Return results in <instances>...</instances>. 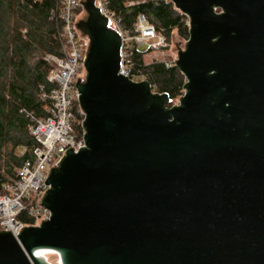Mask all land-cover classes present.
<instances>
[{
	"label": "water",
	"instance_id": "obj_1",
	"mask_svg": "<svg viewBox=\"0 0 264 264\" xmlns=\"http://www.w3.org/2000/svg\"><path fill=\"white\" fill-rule=\"evenodd\" d=\"M80 1L87 146L52 168L51 218L19 241L0 230V264H51L43 249L62 264H264V0H173L191 28L173 32L189 80L171 105L120 71L121 36Z\"/></svg>",
	"mask_w": 264,
	"mask_h": 264
},
{
	"label": "trees",
	"instance_id": "obj_2",
	"mask_svg": "<svg viewBox=\"0 0 264 264\" xmlns=\"http://www.w3.org/2000/svg\"><path fill=\"white\" fill-rule=\"evenodd\" d=\"M124 1L114 0V6ZM62 9L63 0H0V189L13 183L17 169L33 156L37 140L29 128L32 115L46 118L51 112V99L42 95L54 86L49 76L56 64L47 55L65 56ZM140 11L169 38L174 29L189 37L188 15L173 3L149 0L133 7L126 13L127 27ZM82 12L80 5L75 15ZM140 53H136V68L149 74L157 91L170 97L171 105L184 93L185 74L176 64L168 66L160 60L145 64ZM20 218L33 223L26 211Z\"/></svg>",
	"mask_w": 264,
	"mask_h": 264
},
{
	"label": "built area",
	"instance_id": "obj_3",
	"mask_svg": "<svg viewBox=\"0 0 264 264\" xmlns=\"http://www.w3.org/2000/svg\"><path fill=\"white\" fill-rule=\"evenodd\" d=\"M149 0H127L121 6H114V0H96V6L101 13L111 22L109 26L121 36V69L120 71L132 82L149 81L152 92L159 93L156 84L150 81L149 74L142 68H136V53L141 52V59L147 64L146 55L151 60H160L168 66L175 65V57L171 52L173 34L171 38L151 23L144 11L136 14L131 27L125 25L126 13L133 7L147 4ZM165 3H173V0H150ZM174 4V3H173ZM80 0H63L61 19L64 27L65 56L63 58L47 55L55 62L49 79L54 83L50 93H43V98H50L53 106L49 116L34 117L30 133L36 138L37 146L33 156L26 159L17 169V177L13 183L6 184L0 189V230H9L17 239L23 226L28 224L20 218L21 213H27L32 218V224L39 226L43 220L52 217L50 209L45 207L43 199L45 193L51 188L47 183L49 174L54 166L61 160L67 149L72 148L78 153L86 147L84 119L86 113L80 104V92L78 90L79 69L85 65L87 45L81 43L78 31L75 29L78 23L77 8ZM191 20L188 17L186 25L191 28ZM174 32V31H173ZM189 40L187 37L185 41ZM186 83L189 79H185ZM186 94V90L182 95ZM47 261L49 254L57 257V264H62L58 251L43 249ZM46 255V256H45ZM50 262V261H49ZM51 263V262H50ZM52 264V263H51Z\"/></svg>",
	"mask_w": 264,
	"mask_h": 264
},
{
	"label": "rangeland",
	"instance_id": "obj_4",
	"mask_svg": "<svg viewBox=\"0 0 264 264\" xmlns=\"http://www.w3.org/2000/svg\"><path fill=\"white\" fill-rule=\"evenodd\" d=\"M180 11V10H179ZM79 16H78V20H80V19H83V18H85L86 16H87V13H86V11H85V9H84V7H83V12L81 13V14H78ZM178 35H180L179 33H178ZM78 36H79V34H78ZM181 36V35H180ZM182 37V36H181ZM184 40H185V38L184 37H182ZM80 40H81V43L83 44V45H87V41L84 39V38H81L80 37ZM146 59H147V62H151L152 60H151V57L150 56H147L146 55ZM85 69V66H83V67H81L80 69H79V72L77 73V76H76V79H78V77H79V75L82 73V71ZM47 257H48V260L52 263V264H57V257L54 255V254H49V255H47Z\"/></svg>",
	"mask_w": 264,
	"mask_h": 264
},
{
	"label": "flooded vegetation",
	"instance_id": "obj_5",
	"mask_svg": "<svg viewBox=\"0 0 264 264\" xmlns=\"http://www.w3.org/2000/svg\"><path fill=\"white\" fill-rule=\"evenodd\" d=\"M215 10H216V12H218V13H222V9H221V7H218V6H216L215 8H214ZM186 49V44H184V46H182V50H185ZM214 73H216V72H214ZM186 84L187 83H185V86H184V89L186 90ZM229 104H227L226 106H228Z\"/></svg>",
	"mask_w": 264,
	"mask_h": 264
},
{
	"label": "bare ground",
	"instance_id": "obj_6",
	"mask_svg": "<svg viewBox=\"0 0 264 264\" xmlns=\"http://www.w3.org/2000/svg\"><path fill=\"white\" fill-rule=\"evenodd\" d=\"M45 252L51 253L52 251H48V250H47V251H43V252L40 251L39 254H36V255H38V256H43ZM45 256H46V255H45Z\"/></svg>",
	"mask_w": 264,
	"mask_h": 264
}]
</instances>
